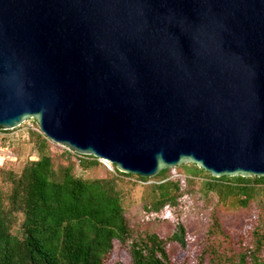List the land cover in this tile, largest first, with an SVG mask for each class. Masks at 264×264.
Listing matches in <instances>:
<instances>
[{
	"label": "water",
	"instance_id": "95a60500",
	"mask_svg": "<svg viewBox=\"0 0 264 264\" xmlns=\"http://www.w3.org/2000/svg\"><path fill=\"white\" fill-rule=\"evenodd\" d=\"M153 177H264V0H0V130Z\"/></svg>",
	"mask_w": 264,
	"mask_h": 264
},
{
	"label": "trees",
	"instance_id": "16d2710c",
	"mask_svg": "<svg viewBox=\"0 0 264 264\" xmlns=\"http://www.w3.org/2000/svg\"><path fill=\"white\" fill-rule=\"evenodd\" d=\"M29 137L36 159L0 165V264H101L99 254L110 251L114 240L126 243L131 237L126 213L139 202L159 210L181 194L179 183L165 177L167 169L148 178L122 173L112 165L113 171L103 178H83L76 175L75 165L86 169L97 164V158L60 146L64 162H57L43 134L30 131ZM177 169L193 193H215L220 204L234 199L241 207L251 202L264 207V177L217 178L190 163ZM125 177L138 180L129 183ZM151 179L161 181L143 184ZM254 237L248 256L252 264H264L258 256L264 220ZM160 243L153 234L133 240L132 264H166ZM245 258L241 255L238 264H246Z\"/></svg>",
	"mask_w": 264,
	"mask_h": 264
},
{
	"label": "rangeland",
	"instance_id": "374dc122",
	"mask_svg": "<svg viewBox=\"0 0 264 264\" xmlns=\"http://www.w3.org/2000/svg\"><path fill=\"white\" fill-rule=\"evenodd\" d=\"M30 131L40 132L34 119L12 130L0 131V165L37 158ZM48 143L54 160L64 162L60 145L50 140ZM178 166L167 168L165 177L179 183L181 194L159 210L142 207L139 202L137 208L126 213L131 237L126 243L114 240L110 251L99 254L101 264H132L130 246L133 240L144 239L147 234L156 235L161 241L166 264H238L241 255H246V264H252L248 255L254 249V233L264 220V207L255 202L241 207L234 199L220 204L215 193H193L186 186L185 178L177 173ZM108 171H113L112 164L102 159L86 169L75 165L76 175L83 178H103ZM125 180L134 183L138 179L125 177ZM160 181L151 179L143 184ZM234 229L240 230L235 232ZM156 254L159 255V251ZM258 256L264 260V244Z\"/></svg>",
	"mask_w": 264,
	"mask_h": 264
},
{
	"label": "built area",
	"instance_id": "2783aa9c",
	"mask_svg": "<svg viewBox=\"0 0 264 264\" xmlns=\"http://www.w3.org/2000/svg\"><path fill=\"white\" fill-rule=\"evenodd\" d=\"M60 146H62V145H60ZM62 147H64L65 149H67V150H69V151H72L71 149H69V148H67V147H65V146H62ZM75 153V152H74Z\"/></svg>",
	"mask_w": 264,
	"mask_h": 264
}]
</instances>
